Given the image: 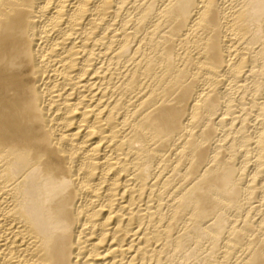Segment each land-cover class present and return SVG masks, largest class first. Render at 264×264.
<instances>
[{"label":"bare ground","instance_id":"6f19581e","mask_svg":"<svg viewBox=\"0 0 264 264\" xmlns=\"http://www.w3.org/2000/svg\"><path fill=\"white\" fill-rule=\"evenodd\" d=\"M0 264H264V0H0Z\"/></svg>","mask_w":264,"mask_h":264}]
</instances>
